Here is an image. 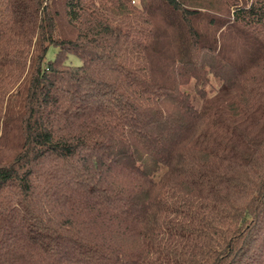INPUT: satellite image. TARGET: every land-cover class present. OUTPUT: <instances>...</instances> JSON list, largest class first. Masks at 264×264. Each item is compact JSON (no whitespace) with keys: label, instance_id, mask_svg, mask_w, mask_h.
<instances>
[{"label":"trees","instance_id":"trees-1","mask_svg":"<svg viewBox=\"0 0 264 264\" xmlns=\"http://www.w3.org/2000/svg\"><path fill=\"white\" fill-rule=\"evenodd\" d=\"M0 264H264V0H0Z\"/></svg>","mask_w":264,"mask_h":264},{"label":"rangeland","instance_id":"rangeland-1","mask_svg":"<svg viewBox=\"0 0 264 264\" xmlns=\"http://www.w3.org/2000/svg\"><path fill=\"white\" fill-rule=\"evenodd\" d=\"M134 1H135V3H138L139 2V0H134ZM53 52H54V48H50L48 50L47 56L48 57H52L53 56ZM68 61L71 62V63H73V64H79L80 63V60L78 59V57H76L74 55H69L68 56Z\"/></svg>","mask_w":264,"mask_h":264}]
</instances>
